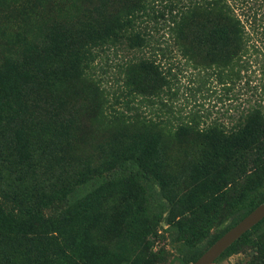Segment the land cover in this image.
<instances>
[{
    "label": "trees",
    "instance_id": "obj_1",
    "mask_svg": "<svg viewBox=\"0 0 264 264\" xmlns=\"http://www.w3.org/2000/svg\"><path fill=\"white\" fill-rule=\"evenodd\" d=\"M21 25L0 63V264H160L147 238L162 221L203 216L205 234L228 220L180 247L190 264L264 201V0H81ZM185 75L193 95L243 98L227 123L184 119ZM112 188L134 205L133 258L113 252L129 227L107 220ZM258 240L264 218L222 254Z\"/></svg>",
    "mask_w": 264,
    "mask_h": 264
},
{
    "label": "rangeland",
    "instance_id": "obj_2",
    "mask_svg": "<svg viewBox=\"0 0 264 264\" xmlns=\"http://www.w3.org/2000/svg\"><path fill=\"white\" fill-rule=\"evenodd\" d=\"M81 0H0V63L2 62L3 53L10 46L14 33L21 25L18 19L25 16L29 21V25L23 26L27 29V33L40 28L46 21H49L53 16H64L73 14L78 8ZM188 74V73H187ZM181 83L183 87L178 93V99L175 101L176 107H181L180 114L189 119L196 115L197 121L200 124L209 122L213 119H220L227 123L229 121L228 114L233 113L232 107L241 105V97L237 99H226L220 92V86L215 85V92L209 91L205 93L191 94L188 90L193 87L189 82L188 76L182 77ZM188 87V89L186 88ZM177 107V108H178ZM188 116V117H187ZM105 126H95L92 133L98 135L103 134ZM173 151H176V145L170 144ZM163 168L167 167L165 165ZM174 168H178L177 166ZM177 178V177H176ZM174 178V185L170 188V194L176 200L177 212H181L185 206L186 200L184 196L185 177ZM108 202L105 206L107 220L113 218V223H119L117 215H121L123 220L122 227L128 226L126 235L122 238H115L112 241L113 252L116 256H127L133 258L136 253L135 246L132 247V238L137 233L134 229V205L129 198V191L125 188L107 189L102 193V197ZM121 198V199H120ZM182 198V200H178ZM210 214L212 211H209ZM184 218H180L182 228L178 230L177 223L172 226L167 224V221H162L158 230V237H149L150 242L147 253L155 254L162 259L160 264H178L177 257L181 256L180 247L183 244L192 241L198 248L203 249L207 242L212 238L214 233L224 228L228 224V220L222 223L213 222L210 229L205 232L200 230L202 226L203 216H194L186 211L180 213ZM181 216H178L177 219ZM203 232V233H202ZM202 234H204L202 236ZM212 264H264V240H258L254 245H242L239 251L234 253H226L220 255Z\"/></svg>",
    "mask_w": 264,
    "mask_h": 264
},
{
    "label": "water",
    "instance_id": "obj_3",
    "mask_svg": "<svg viewBox=\"0 0 264 264\" xmlns=\"http://www.w3.org/2000/svg\"><path fill=\"white\" fill-rule=\"evenodd\" d=\"M264 218V201L220 235L190 264H212L231 244Z\"/></svg>",
    "mask_w": 264,
    "mask_h": 264
}]
</instances>
